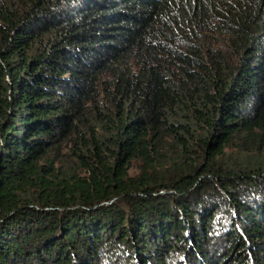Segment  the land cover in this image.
<instances>
[{"label":"trees","instance_id":"1","mask_svg":"<svg viewBox=\"0 0 264 264\" xmlns=\"http://www.w3.org/2000/svg\"><path fill=\"white\" fill-rule=\"evenodd\" d=\"M0 264H264V0H0Z\"/></svg>","mask_w":264,"mask_h":264}]
</instances>
